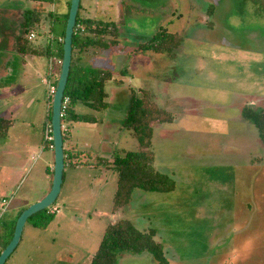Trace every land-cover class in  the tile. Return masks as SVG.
<instances>
[{"label": "rangeland", "instance_id": "rangeland-1", "mask_svg": "<svg viewBox=\"0 0 264 264\" xmlns=\"http://www.w3.org/2000/svg\"><path fill=\"white\" fill-rule=\"evenodd\" d=\"M211 1L80 0V17L119 27L116 46L84 52L78 62L111 72L108 107L82 109L97 117L94 124L65 123V148L82 164L64 168L60 193L46 209L58 212L42 229L26 222L4 264H89L106 226L122 219L140 231L153 230L169 264H264V145L242 117L246 107L264 113V1ZM70 2L46 4L47 11L54 8V20L46 18L30 42L50 44L53 59L60 58L57 38ZM31 7L24 0H0V116L12 119L0 138V228L51 189L47 171L54 153L42 124V78L48 74L44 68L33 72L30 63L23 68L14 47L21 15ZM160 28L179 34L177 47L161 54L139 51ZM25 59L42 67L46 62L44 56ZM140 90L173 117L152 124L151 150L153 167L175 188L136 189L129 204L113 212L117 173L92 163L137 150L121 121L131 91ZM3 199L9 200L5 209ZM117 264L157 263L148 253H122Z\"/></svg>", "mask_w": 264, "mask_h": 264}, {"label": "trees", "instance_id": "trees-1", "mask_svg": "<svg viewBox=\"0 0 264 264\" xmlns=\"http://www.w3.org/2000/svg\"><path fill=\"white\" fill-rule=\"evenodd\" d=\"M32 4L21 15L18 24V35L14 36V47L16 53L21 56H44L52 58L50 44L45 47H33L30 42L36 38L35 30L40 27L46 18H52L54 13L47 11L46 4H53L54 0H24ZM70 3L67 4V12L62 16L63 34L57 38L59 44L58 53L61 62L63 57V39L65 26L68 19ZM80 9V5H79ZM78 9V11H79ZM53 19V18H52ZM54 20V19H53ZM119 27L113 22H98L93 19L80 17L77 13L71 44V65L64 90V97H68L69 103L66 116L62 122L96 123L97 117L93 114H84L83 108L93 113L104 111L108 107V94L105 85L111 80L112 74L108 70H100L81 65V55L84 52L108 50L118 44ZM35 34L33 40H28L30 34ZM181 37L177 33H169L160 28L150 40L145 41L138 47L139 51L151 53H170L180 43ZM77 58L74 59L73 55ZM58 72L53 78L56 87ZM139 95L131 91L127 105L126 114L121 121V127L130 132L137 142L136 151H122L121 156H112L110 159L96 157L92 165L110 166L117 173V187L113 195V212H118L129 204L132 193L138 189L144 192H171L175 188L174 181L167 175L157 171L153 167L154 156L151 150L154 123H170L173 117L167 111L159 108L151 99L148 91L140 90ZM48 99V112L45 124H51V100ZM242 117L250 122L256 129L259 141L264 145V113L251 107L242 111ZM12 125L11 120L0 118V138L7 135ZM69 135L62 132L64 168L79 166L82 163L75 161L74 150L69 152L65 143ZM85 164H87L85 162ZM51 176L52 170L47 171ZM64 174V171H63ZM26 208L20 211L9 221L2 223L0 228V253L5 249L12 239L16 220ZM54 214L49 210L40 211L30 218L32 226L45 228L51 222ZM155 232L140 231L129 220H118L106 226L101 242L97 247L89 264H117L118 256L122 253L139 255L148 253L157 264H169L165 258L163 247L155 238Z\"/></svg>", "mask_w": 264, "mask_h": 264}, {"label": "water", "instance_id": "water-1", "mask_svg": "<svg viewBox=\"0 0 264 264\" xmlns=\"http://www.w3.org/2000/svg\"><path fill=\"white\" fill-rule=\"evenodd\" d=\"M79 5H80V0H71L70 2L68 19L66 22L64 39H63V57L60 64V71L58 75L56 91L53 95L52 103H51L50 126L52 130L53 153H54V165L52 170L53 175L51 181V189L43 199L30 205L28 208H26L24 211L21 212V214L16 220L11 241L5 247V249L0 253V264L5 263L7 258L11 255V253L15 250V248L19 244L23 228L28 218L52 206V204L56 201L61 190L63 171H64V154H63V140H62V132H61L60 113H61V103L63 99V94L71 65L72 36H73Z\"/></svg>", "mask_w": 264, "mask_h": 264}, {"label": "built area", "instance_id": "built-area-1", "mask_svg": "<svg viewBox=\"0 0 264 264\" xmlns=\"http://www.w3.org/2000/svg\"><path fill=\"white\" fill-rule=\"evenodd\" d=\"M34 38H35V34H33V33L28 36V40H30V41L33 40ZM58 64H61V62H58ZM52 66H53V61L50 60L49 64H48V68H49L48 78L47 79L43 78V84L46 85V87H47V93H48L49 97H53V95L56 91V87L53 84V78H52ZM68 103H69L68 97L63 96L62 103H61L60 119H61V132H64V133L67 131L65 128L66 122H62V119H64L66 116ZM44 142L46 144L51 143V145H49V148L53 150V137H52V130H51L50 125L46 126L44 129ZM8 205H9V200L3 199L1 201V207L3 209L7 208ZM57 212H58V209L55 206L51 207V209L49 210L50 214H56Z\"/></svg>", "mask_w": 264, "mask_h": 264}, {"label": "crops", "instance_id": "crops-1", "mask_svg": "<svg viewBox=\"0 0 264 264\" xmlns=\"http://www.w3.org/2000/svg\"><path fill=\"white\" fill-rule=\"evenodd\" d=\"M53 10H54V8H53ZM53 10H52V11H53ZM64 14H65V13H64ZM64 14H62V16H63ZM40 47H41V46H40ZM18 58H19L20 62L22 63L23 68L25 67V69H26V68L28 67L29 63H30V64L32 65V69H33L32 71H33V72H41L42 68H44V69H43L44 74H45V73L48 74V70H49V68H48V64H49L50 59H46V62H45V64H43V67H42L39 63H36L35 61H33V64H32L31 62L27 61V59H25L24 56H21V55H19V54H18ZM51 61H53V66H52V78H54V76L56 75V73L58 72V69H59L58 58L53 59V57H52V58H51ZM59 71H60V70H59ZM37 75L39 76L38 73H37ZM42 79H43V78H42ZM41 84H42V80H41ZM2 98H5V96H0V100H2ZM48 99H49V95H48V93H47V94H46V98H45L44 113H43V117H42V124H43L44 127L48 126V125L45 124V117H46V114H47V112H48V108H49V105H48ZM5 104H7V102L4 103V105H5ZM0 118H3V119H4V117H2V116H0ZM11 121H12V119H11ZM44 129H45V128H44ZM49 170H52V167H49Z\"/></svg>", "mask_w": 264, "mask_h": 264}, {"label": "flooded vegetation", "instance_id": "flooded-vegetation-1", "mask_svg": "<svg viewBox=\"0 0 264 264\" xmlns=\"http://www.w3.org/2000/svg\"><path fill=\"white\" fill-rule=\"evenodd\" d=\"M258 1H264V0H258ZM211 2H212V5L218 6V5L222 4V3H224L225 0H212Z\"/></svg>", "mask_w": 264, "mask_h": 264}]
</instances>
